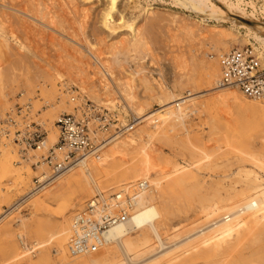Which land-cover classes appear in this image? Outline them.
I'll list each match as a JSON object with an SVG mask.
<instances>
[{
  "label": "rangeland",
  "instance_id": "obj_1",
  "mask_svg": "<svg viewBox=\"0 0 264 264\" xmlns=\"http://www.w3.org/2000/svg\"><path fill=\"white\" fill-rule=\"evenodd\" d=\"M13 1L14 0H6V3L8 2V6L13 7L14 9H31V7H33L31 13L34 12L32 15L35 16H33L32 20L28 19L29 23L27 21L28 24L25 25L22 23L24 18L22 19V17L13 11V9L0 6V11L5 10L6 12V9L8 8L9 10H7L8 13L6 12V14L9 15V18L11 17L9 21L6 20L7 22H0V35L6 36L10 46L6 48V52L10 54L6 53L4 56H0V65L4 68V70L3 68H1V70L7 72H2L5 74L3 76L4 82L1 81L0 83V134L2 132L4 133V136L0 137L4 142L3 145H0V153L5 142L9 143V149L14 151L13 156L15 158H13V167L20 173V175H18V173L11 174L0 168V215L7 214L6 218L0 223V264H66L69 259L68 257H64L62 252L58 250L57 240L52 234L57 231L56 227L63 220L70 222L76 212L85 208L88 200L94 195L95 191H93L91 195L82 194L77 197L71 193H65L59 198H45L44 194L48 190H44L37 195H34L32 198H28L27 194L33 190L34 180L37 175L42 171L49 172L45 169L46 166L43 168L40 166V162L42 161L41 157L44 156L46 150L40 149L34 152L32 149L30 150V148H27L28 150L26 149L22 151L21 148L23 146L16 145V142L12 140L13 133L15 131L17 136L22 134L21 130H23V126H21V123L23 119L22 117L16 118L14 111H20L22 109L27 110V106H30L28 115L31 123L29 122V132L27 134H30L33 131L41 132L43 130L45 135L49 136L51 131V121L53 120L55 122L58 116L62 113H71L73 111L74 105L69 102V94H66L68 92V87H71L74 91L76 89L77 92L75 94H78V92L85 93L90 100L98 102L99 104L105 103L107 99H113L117 102L119 91L113 90L104 93L103 86L101 85L102 82L93 75L91 78H85L87 82L86 85L79 84L76 79L70 78L72 76H70L71 74H69L65 68V64L69 61L68 59L72 61L75 55L76 57L79 56L75 51L71 50H74L73 47L76 49V47L79 46L78 44H81L83 49L88 50L89 47L87 45H90L89 43H96V45L99 46L96 51H99V49H102L100 48L101 43L99 42L104 40L107 41V34L102 31L103 27L101 22L102 12L107 4V0H96V2L95 0H87L89 2L85 0H75L76 4H72V7L70 5L71 2L70 4H65L66 0H60L62 1L61 3L59 0H46L50 4L44 0H41V2L40 0H34L36 2L35 4H39L40 2V4L42 3L41 5H43L46 3L45 6H49V9L47 7L48 12L50 11L49 15L54 16V18L58 17L57 23L56 18L54 19L52 16L49 17V15H47V17H43L42 15V17H40L42 21L39 20V17L36 16L35 13L37 11L34 9V6L36 5L33 2H30L33 6H29V0H20V2L15 0L14 2H16V4L13 3ZM68 1H72V3L74 2L73 0H67V2ZM231 1L236 2V0ZM244 1L246 2L250 0ZM251 1L260 7L263 4L262 0ZM1 3L3 4L2 0ZM54 3H57V5L59 4V6H55ZM122 3V6L124 7L126 2L123 1ZM40 4L37 5L39 12L37 15L39 16H41L40 12L43 13L45 11L41 9ZM64 4L70 5L69 9L68 6H65ZM51 5H53L52 8H50ZM87 5L89 7L92 5V7L88 8ZM131 5L132 6L127 10H124L123 16L126 20L135 19L139 22V25L141 26H139L140 30L150 44L153 56L146 55L144 59L130 61V67L133 70L141 69L142 71H145V73L149 72L153 77L158 78L160 82H163L168 90L177 94H186V90L189 88H193L195 91L205 92L206 89L208 90V88L211 87L205 82L204 70L197 64V62H194V71L191 73L196 79L197 85L187 86V82L183 80L184 82L181 86L178 80L183 75V71L182 69L175 67L173 62L174 56L183 55V57L187 58V61L193 65L191 57L199 54V57H205L206 60L213 61L215 62L214 64H216L220 55L233 48H243L249 43H253L256 46L260 45L255 41L252 35H247L248 31L245 28L236 25L233 26L229 22L222 23L226 27H231L240 34L246 35L248 43L241 47L237 41L230 40L228 43L232 48L226 50L224 46L220 47L222 50L220 54L217 50L208 49L207 46L204 47L202 45V43L205 45L208 38L214 34L213 29L207 27V25L218 24L213 19L205 18L202 22L204 26H197L192 20L200 18L195 14L186 11L175 0H134ZM64 6L65 8L67 7L66 9L68 11L66 10L65 12V8L63 10ZM74 6H77V8ZM122 6L121 8H123ZM247 6L249 5H245L246 9ZM71 8H75L76 10L73 11L77 12L79 9V13L75 15L76 17L78 15L77 20L73 18L74 12H70ZM82 8H85V10ZM144 8L154 10L149 16L145 17L146 19H143ZM261 8L263 9V6ZM60 10H62V13ZM251 10L252 7H248V11ZM56 11L57 13H54ZM14 12L15 15L17 14L16 16L14 15ZM67 12H70V15L66 14ZM83 12H85V14ZM11 13L12 15H10ZM60 13L62 15H60ZM88 14H90L89 17ZM175 14L178 15L175 16ZM84 15H86V18ZM12 16L13 18H16L13 19ZM80 16L83 21H80ZM90 16L91 19H93L92 21L90 20ZM257 16L259 18L264 17L259 13ZM44 18L47 19L45 20ZM86 19H88V21ZM86 21L89 22V24ZM31 23L33 25L30 26ZM52 23L55 24L54 27L51 26ZM60 23L66 25H60ZM185 25L195 30V35L193 37L187 33L184 28ZM29 26L31 28L28 29ZM80 26H84V28ZM78 28L81 29L82 32L81 30L79 32ZM95 28L97 31H94ZM31 32L33 36L31 35ZM87 33L88 35H86ZM202 36H206L207 38L203 39ZM72 37L73 39H71ZM104 37L105 39H103ZM123 40L124 38L122 41ZM113 41L115 42L116 40H110L108 43L112 44L114 43ZM69 43H71L72 48ZM59 46H61L60 49L62 46L71 49H69L70 51L68 49H63L65 51L63 54L64 51H60L58 49ZM12 47L14 48L11 49ZM58 50L61 52V55H64V57L59 55ZM82 51L83 52L80 53L84 54L85 50ZM18 53L19 55H17ZM68 54L71 55L70 58H67L69 57ZM131 55L132 57L135 56L133 53H131ZM138 57L141 58L142 56ZM62 58L64 61H66V59L68 61L64 62L61 60ZM59 62L60 65H58ZM51 66L55 67L57 71L51 70ZM111 68H113L111 70L114 71V74H117L115 80L116 83H119V79H128L125 73L123 75V72H125L124 69L128 68L127 64L116 65V63L113 62L111 63ZM49 74H51L52 77H50ZM198 82L200 83L198 84ZM138 85L137 81L133 84L137 96L136 105L140 108H145L146 111L158 108L155 101L146 97L144 98V89L140 84ZM156 86L158 88V85ZM114 89L116 90V87ZM212 93L213 91L206 92L204 96L197 98L195 100L196 107H191V110L196 108V111L193 112L190 110L189 116L185 118L183 123H177L173 131L169 130L168 123L162 124L156 132H154L155 129H153L152 126H149L148 129L149 133L156 134L157 132L163 131L162 133L168 136L167 138H160L159 135L152 139L153 142L150 145V147L156 149L160 155L158 161L159 167L163 168L161 171L163 175H160V178L163 177L161 180L164 181V175L171 173L176 165L192 169L195 176V179H193L186 188H176L173 194L166 193V195H164V204L169 202V205H167L170 206V213H168L169 221L160 226L159 232L163 240L168 243L176 240L175 236L179 235L180 237H185L189 232H192L201 224H205V222L207 223V220H204L205 218H208L206 217L208 215H205V212L208 213L214 208V206L211 207L213 204L220 207V210H216L213 214V217H215L225 212L223 208H221L224 204L228 203V205H231L235 201L241 203V194L242 192L247 191L243 171L252 170L260 176L261 179H264V169L255 166L254 162L249 157V155L252 154L259 157L261 156L264 159V113L261 112L262 109L264 110V105H258L257 109L255 108L258 111L251 110L244 112L236 107L226 110L227 108H221V106L218 107L213 104ZM238 95L241 98V101L245 104L250 106L254 103L253 101L244 98L240 93H238ZM103 97H106V100ZM53 100L56 101L55 105L57 106V109H59V112L56 111L54 117L50 118V113L53 112L51 109V103H53ZM117 106L119 107L120 114L116 111L114 112H116L119 117L121 115L124 117L126 111L120 108V104H117ZM118 107L111 106L110 108L116 110ZM121 109L124 113H121ZM221 109H224L225 113H229L225 114ZM12 110L13 115L11 116ZM19 116H21V114H19ZM11 117L14 119V122L9 121ZM130 117H128V120ZM142 126H144L143 123L139 127ZM189 138L191 139V143ZM5 139L7 141H5ZM225 142L229 145H226ZM47 146H52V144L48 143ZM205 153L210 155V159L204 157ZM1 158L0 155V160ZM123 167H125V164L123 166V164L120 163L108 169L107 175L109 179L107 178V181H104L103 185L105 186L103 187L105 188V191H111L113 189L112 184L121 175ZM78 171L79 170L76 169L66 174L62 177L61 182H69L78 179ZM154 178L155 177L150 179V181ZM22 179L25 184L21 183ZM137 180L139 179H135V181ZM122 184H125V182H119L117 185H113H115L118 190ZM164 184L166 185V183ZM36 197L43 199V204L41 206H35L34 199H36ZM232 197V200L225 202L226 199ZM203 208L206 209L203 210ZM221 211L223 212L221 213ZM21 223H24L25 227L22 226ZM262 225L259 226V229L264 228ZM35 226L41 227V233L39 235H34L30 232ZM176 228L178 230H176ZM18 234H24L26 243L28 244V247H30V250L24 254L26 255L24 257L16 256V254L22 250L19 238L17 237ZM262 236V241L251 242L248 239L243 240L238 250L234 252L232 260H236L237 264H264V235ZM150 238V245H156V238H153L152 234L150 235ZM190 247L191 245L188 244L182 245L170 256L161 258L158 264L218 263L216 258L207 260L204 255L201 254L203 249H200L199 247ZM46 253L49 254L51 258V261L47 263L41 261V256ZM104 255L105 253L102 252L94 255V257H100L98 259L102 260L103 257H106ZM149 255L150 253H148V256ZM106 258L107 259L103 261L106 262L105 264H129L119 253L110 254ZM79 262L80 261H77L78 264ZM136 263L137 262H135V264Z\"/></svg>",
  "mask_w": 264,
  "mask_h": 264
},
{
  "label": "bare ground",
  "instance_id": "obj_2",
  "mask_svg": "<svg viewBox=\"0 0 264 264\" xmlns=\"http://www.w3.org/2000/svg\"><path fill=\"white\" fill-rule=\"evenodd\" d=\"M2 1H3V4L1 3V0H0V6L9 7L8 2L6 3V0H2ZM14 1L13 3L16 4V2ZM18 1L20 2V0ZM73 1H74L73 3L72 1H68L69 2L68 3L66 0L65 4H70L71 2L70 5L72 7V4L74 5L75 3V0ZM123 1L126 2L124 7L122 6ZM133 1L134 0H107V4L104 8V11L102 12V19H101L102 27H103L102 31L107 34L106 35L107 41L104 40L102 42L101 41L99 42L101 43L100 48H102V49H99L100 52L98 50H97L98 52L96 51V49H98L99 47L98 45H96V43L95 44L89 43L90 45H87L89 47L88 50L83 49L81 44H78L79 45L77 46L78 49L77 47L76 49L75 47H73L74 48L73 50L71 49L72 48L71 43H69L71 47L69 49H71L72 51H75L76 54L79 56L76 57L75 55L72 61L70 59H68L69 61L66 59L68 63L66 64L64 63V64H65V68L67 72H69V74H71L70 76H72L70 78L76 79L79 84L86 85L87 82L85 78H91V76L93 75L102 82L101 85L103 86L104 93H107L113 90L119 91L118 92L119 97L117 98L118 99L117 102L114 101L113 99H110L111 98L110 97L109 98L110 100L107 99L108 102L106 101L105 103H102L103 104L102 105V104H99L98 102L90 100V98H88V96L85 93L80 92L79 95H75V92L73 91L71 92L68 90L66 94H69V102L74 105V108L71 114L76 112V108L79 109V113L85 110L84 105L86 103L85 99L87 98L89 101H91L92 104L94 105L96 104L97 108L98 107L100 109L106 108L112 114H116V112L119 113V107L117 106V104H120V108L126 111L125 112L126 114L124 117L122 115L119 117L120 120L128 121V117H130L131 115L133 117L137 116L138 118H140L139 125L137 126L135 131L131 132L130 134L122 138L112 140L104 148L99 159H94L90 161L82 159L80 160L78 165L75 166L74 168H71L69 172L61 176H58L54 181H52L46 187L45 191L47 190L48 191L44 194V197L45 198H50V197L59 198L63 196V194L65 193H71L72 195L77 197L82 194L91 195L93 191L95 192L102 191V192L110 193V192H114L117 190V187L115 185H117L119 182H125L126 185H131L132 183L136 182L135 179L147 180L150 184V190L148 192L140 193L139 195L136 196V200L134 202L133 207L131 209L129 208V211L131 212V216L125 221L119 222L117 225H115V227H111L108 231H106L103 234L105 241L104 243H102L103 244L102 247H99L95 251L83 253L81 255L75 256L71 252L70 248H68V240H69V236L72 231V219L70 222L63 220L56 227L57 231L54 232L52 236L57 240L58 248H59L58 250L62 252L64 257H68L69 259L66 264H78L77 261H80L79 264H105L106 262H103V261L107 259L106 258L107 256L113 253L121 254L125 258V260H127L129 264H135V262H137L136 264H158L161 258L170 256L175 250H177L178 248H180L182 245H185V244L191 245L190 248L199 247L200 249H203L202 253L201 252L199 253L204 255V257L207 260L211 258H216L218 260L217 264H237L236 260L234 259L232 260V256L234 252L238 250L243 240L248 239L251 242L263 240L262 235H264V228L259 229V226L263 224L262 226L264 227V179H261V177L258 176L252 170L243 171L244 173L243 177L245 178L244 180L246 181L247 191L242 192L241 194L242 202L241 203H239L238 201H235V202L232 201L233 203L231 205H228V203L224 204L221 208H223L225 212L221 211V213L222 212L223 213L215 217H213V214L216 212V210H220L219 209L220 207L213 204L211 207L214 206V208H212L208 213L205 212V215L206 214L208 215L206 216L208 218L204 219V220H207V223L205 222V224H201L196 229H194L192 232H189V234H187L185 237H180L179 235L175 236L176 240H173L171 243H168L165 240H163L159 232L160 226L166 224L169 221L168 213H170V206H168L169 202L164 204L165 203L164 195H166V193L173 194L176 188H180V187L186 188L188 184L191 181H193V179H195V176L193 174L192 169L182 167V166L179 167V165H176L174 166V170L171 173H167L166 175H164V181H162L161 179L163 177L160 178V175H163V173L161 172L163 168L159 167V162H158L160 159L159 158L160 155L157 152V150L154 148H151L150 145L153 142L152 140L153 138L158 137L159 135H160V138H167L168 136L162 133L163 131L157 132L156 134L149 133L148 129H149V126H152L153 129H155L154 132H156L158 131V129L161 127L162 124L168 123L169 130L173 131L177 123H183L185 118L189 116L191 107H196L195 100L197 98L204 96L206 92L208 93V92L213 91L212 93L213 104L217 105L218 107L221 106V108L222 107L227 108L226 110L236 107L237 109L244 111V112L251 111V110L258 111L256 110L258 105L260 104L264 105V104L261 103V101L259 100H250L246 98L237 88L222 87V85H220V81H221L220 62L216 58H214L215 60H217L216 64H214L215 62L206 60L205 57H199L200 55L198 54L197 56L195 55L191 57L192 59L191 62L193 65H191V63L188 62L187 58H184L183 55H177V56H174L173 58L175 67L182 69L183 71L182 72L183 75L178 80L180 85L181 84L183 85L184 81L187 82L186 84L187 86L197 85L196 79L193 77V74H191L194 71L193 69L195 65L194 62H197V64L203 68L204 75H205V82L208 84V86L211 87V88H208V90L206 89L205 92L195 91V89L189 88L188 90H186V94H182V95L177 94V93H174L173 91L168 90L163 82H160L158 78L153 77V75H151L149 72L145 73V71H142L141 69L133 70L130 67V63H131L130 61L144 59L146 55L153 56L152 50L150 48V44L147 42L146 38L143 35V32L140 30L141 26L139 25V22H137L135 19L126 20L123 16L124 10H127L130 6H132L131 4ZM175 1L178 4H180L186 11H189L200 18V19H194V20L191 19L195 25L203 27L204 25L202 24V22L205 20V18L213 19L214 21L218 23L215 25H207V27H211L213 29L214 34H212V36L209 37L208 40L206 39L207 43L205 45L202 43L204 47L207 46L208 49L217 50V52L221 54L222 50L220 49V47L224 46L226 50L232 48V46L229 45L228 43V41L230 40L237 41L241 47L247 44L248 41H247L246 35H242L239 32L233 30L231 27H226L224 24H222V23L229 22L233 26L236 25V26L245 28L248 31L247 35H252L255 41H257L264 48V17L259 18L257 16L258 13L264 16V0H262L263 4L261 5V7L263 6V9L260 6H257L256 3H254L251 0L246 1V2L244 0H236V2L231 1V0H175ZM30 2H33L34 4L36 3L34 0L33 1L29 0V3L27 2L29 6L30 5L33 6V4ZM59 2L61 3L62 1L59 0ZM57 3H54L55 6L57 5ZM39 4L37 3L35 5L37 6ZM244 4L249 5L247 6V9L245 8ZM45 5L46 3L41 5V9L45 10L43 13L40 12L41 16L37 15L39 13L37 9L38 6L37 7L34 6L35 11H37L35 12L36 16L39 17V20H41L40 17H42V15L43 17L44 16L47 17V15H49V12H50V11L48 12L49 6H47L48 7L47 9ZM53 5H51L50 8H52ZM70 5H65V6H68V9H69ZM57 6H59V4ZM65 6L63 7V10ZM121 6L123 8H121ZM91 7L88 6V8H91ZM248 7H252V10L248 11ZM9 8L13 9V11L18 13L22 17V19L24 18L22 23L25 25L29 23L28 19L32 20L33 16H35V15H32L34 14V12L31 13L33 7H31V9L28 7L30 10L24 9V8L22 9L21 8L14 9L13 7H9ZM66 8H65V12L67 10ZM75 8H77V6ZM75 8H71L70 12L72 13L74 12L73 18L77 20L78 15L77 17L75 15L79 13V9H78V12L73 11V10H76ZM82 9L85 10V8H82ZM7 10L9 9L8 8L6 9V12L8 13ZM61 11L62 10H60V12ZM153 11H154L153 9L144 8L143 9V19L149 16ZM6 12L5 10L0 11V22L1 23H4L6 20L9 21V19L11 18V17L10 18L8 17L9 15H7ZM15 12H14V15H15ZM70 12H67L66 14L70 15L69 14ZM85 12L83 13L85 14ZM12 13L10 15H12ZM54 13H57V11ZM61 13L60 15H62ZM89 15L90 14H88V17ZM177 15L178 14H175V16ZM51 16L52 15H49V17ZM81 16H80V21H83L81 20ZM84 16L86 18V15ZM52 18H54V16H52ZM57 18H56V23L58 20ZM59 20H60V17H59ZM86 20L88 21V19ZM90 20L91 21L93 20L91 19V16H90ZM18 21H19V17H18ZM63 22H64V19H63ZM53 23L51 25L52 27H54L55 25ZM87 23L89 24V22ZM33 24L31 23L30 26ZM63 24L60 23V25H63ZM30 26L28 27V29L31 28ZM84 26H80V27L84 28ZM65 27H69V26H65ZM184 28L186 29L187 33L190 36L193 37L195 35V30L191 29L189 26L185 25ZM80 30L81 29H79V32ZM94 31H97V29L95 28ZM32 32H31V35H32ZM86 35H88V33ZM125 36H126V39H125ZM105 37L103 39H105ZM123 38L124 40L122 41ZM202 38L205 39L207 37L202 36ZM71 39H73V37ZM113 39L116 41L115 42L113 41L114 43L110 42L112 44H109L108 42ZM84 40H85V37H84ZM74 43L72 44L76 46ZM260 45L256 46L253 43H249L246 46H252L254 49L257 48L259 50H263V48ZM7 47H10V46L6 39V36L0 35V56H4V54L8 53L6 52ZM60 47L61 46H59L58 49L62 52L64 51L63 49L65 50L68 49L67 47L64 48L63 46L60 49ZM13 48L14 47H12L11 49ZM82 50H85L84 54L80 53V52H83ZM60 53L61 52H59V55H61ZM64 53L65 51L63 52V54ZM131 53H133L135 56L132 57ZM63 54L61 56L64 57ZM17 55H19V53ZM260 55H261L260 61L263 62L264 56L263 54H260ZM68 56L69 57L67 58H70L71 55L68 54ZM138 56H142V57L139 58ZM72 58H73V55H72ZM61 60H63V58ZM113 62H115L116 65L117 64L122 65L124 63L127 64L128 68L124 69L125 72H123V70L122 72H123V75L124 73L125 75H127L128 79L127 78L125 80L119 79L118 80L119 83L115 82L117 74L115 75L114 71L111 70L113 69L111 68V63ZM58 65H60V62ZM1 68L3 67L0 65V83L1 81H3V76L5 75L4 73H7L3 71L4 68L3 70H1ZM51 70L57 71V69L52 66H51ZM49 76L52 77L51 74H49ZM136 81H137V85L140 84V86H142L144 89V95H145L144 98L146 97L150 100L155 101V103L158 105V108L153 109L151 111H146L145 108L143 107L140 108L139 106L136 105L137 96L135 94V89L133 88L134 87L133 84ZM199 83L200 82H198V84ZM156 85H158V88L160 90L157 88ZM115 87H116V90L114 89ZM238 93L244 96V98H246L247 100L253 101L254 103L250 106L245 104L244 102L241 101V98L239 97ZM106 97L105 98L103 97V98L106 100ZM55 103H56L55 100H53V103H51V109L53 110V112L50 113V118L54 117V114L56 113V111L59 112V109H57V106L55 105ZM108 106L118 107V108L114 110V108H110ZM122 109H121V113H124ZM221 110L224 112V109H221ZM191 111L193 112L196 111V108H194V110H191ZM61 112H64V111H61ZM261 112L264 113V110L262 109ZM226 113H229V112H226ZM55 122L53 120L51 121L50 135L49 136L47 135V139L41 143L39 150L50 148L54 144H56L60 130L55 125ZM142 123L144 124V126L139 127ZM57 129H58V133H57ZM3 136H4V133L2 132L0 134V137H3ZM189 140L191 143L190 138ZM5 141L7 140L5 139ZM48 143L52 144V146L48 147L47 146ZM3 144L4 142L3 140H1L0 145H3ZM225 144L229 145L227 142H225ZM9 145H10L9 143L5 142V145L2 146L3 149L1 150V153H0L2 157L0 160V168H2L8 173H11V174L18 173V175H20V173L13 167V158H15L13 156L14 151L12 149H9ZM16 145H19V144L16 143ZM32 151L35 152L37 150L32 149ZM204 157L207 159H210V155L208 153H205ZM249 157L254 162L255 166L264 169V159L261 156L259 157V156L251 154L249 155ZM120 163H122L123 166L125 164V167H123V170L121 171V175L113 183L115 185L112 184L113 189L111 191L110 190L105 191V188H103L105 186L103 185H104V181H107V178H108V175H107L108 169ZM40 166L43 168L45 167V164L43 163ZM45 169L49 171V169H47L46 167ZM76 169L79 170L78 179H75L74 181H69V182H61L63 176H65L66 174ZM45 174L47 175L49 173L42 171L37 176L38 178H41V176ZM153 177L155 178L152 181H150V179H152ZM21 183L25 184L23 179L21 180ZM164 183H166V185ZM38 193L39 192H36V193L33 192L31 194V191H30L27 194V196L28 198H32L34 195H37ZM232 199L233 197L226 199L225 202L226 201L228 202ZM34 200H35V206H41L43 204V199H40V197L38 198L36 197V199ZM122 209L125 211L123 207ZM205 209L206 208H203V210ZM6 216L7 214L0 215V223L6 218ZM21 225L25 227L24 223H21ZM176 230L178 229L176 228ZM30 232L34 235H39L41 233V227L35 226L30 230ZM151 234L153 238L154 237L156 238V241H155L156 245L154 246L150 245V242H151L150 235ZM17 237L19 238V242H20V245L22 246V250L19 251L16 254V256L24 257L26 256L24 254L28 250H30V247H28V244L26 243V238L24 234H18ZM102 252L105 253L104 256H106V257H103L102 260L98 259L100 257H94V255L100 254ZM148 253H150L149 256H148ZM41 261L45 263L50 262L51 261L50 255L47 253L43 254L41 256Z\"/></svg>",
  "mask_w": 264,
  "mask_h": 264
},
{
  "label": "built area",
  "instance_id": "obj_3",
  "mask_svg": "<svg viewBox=\"0 0 264 264\" xmlns=\"http://www.w3.org/2000/svg\"><path fill=\"white\" fill-rule=\"evenodd\" d=\"M260 54L264 56V50L246 46L231 49L220 55V85L237 88L246 98L259 100L264 104V61H260ZM68 88L71 92H77L76 89L74 91L71 87ZM75 95H79V92ZM85 102V110L81 113L76 108L75 113L60 114L56 120L55 125L60 130L57 142L45 149L46 153L40 162V165L44 163L49 169V174L35 178L31 194L44 191L58 176L77 166L80 160L99 159L104 148L112 140L130 134L139 125L140 118L137 116L131 115L128 121L123 119L124 122L108 109H98L96 104H92L87 98ZM29 111L30 106H27V110L14 111L16 118L23 119V130L18 136L15 132L12 140L23 146L22 151L27 148L39 150L41 143L47 139L43 130L27 134L31 123ZM12 112L13 110L11 116ZM9 121L14 122V119L11 117ZM149 190L150 184L147 180H137L131 185L122 184V187L114 192L96 191L85 208L72 217V231L68 240L71 252L78 256L102 247L105 241L103 234L128 219L131 216L129 208L133 207L136 196Z\"/></svg>",
  "mask_w": 264,
  "mask_h": 264
}]
</instances>
